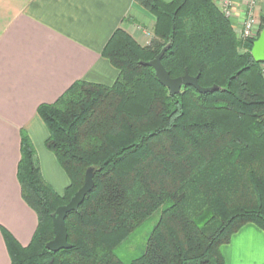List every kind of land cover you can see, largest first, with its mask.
I'll return each instance as SVG.
<instances>
[{
  "label": "trees",
  "instance_id": "trees-1",
  "mask_svg": "<svg viewBox=\"0 0 264 264\" xmlns=\"http://www.w3.org/2000/svg\"><path fill=\"white\" fill-rule=\"evenodd\" d=\"M154 18L141 47L122 30L102 56L118 71L112 86L75 82L37 115L44 147L69 180L62 194L43 179L29 137L20 133L16 179L37 227L25 247L1 228L10 264H224L220 248L242 226L264 232V77L213 0H135ZM170 78L188 73L202 88L176 96L143 66L166 46ZM243 49V50H242ZM92 190L65 218L70 248L46 250L52 215L82 187ZM159 211L143 252L122 262L115 250Z\"/></svg>",
  "mask_w": 264,
  "mask_h": 264
},
{
  "label": "crops",
  "instance_id": "crops-1",
  "mask_svg": "<svg viewBox=\"0 0 264 264\" xmlns=\"http://www.w3.org/2000/svg\"><path fill=\"white\" fill-rule=\"evenodd\" d=\"M233 2L241 16L245 3ZM256 7L264 14V0ZM153 25L135 0H0V230L20 246L29 244L37 227L16 179L21 131L43 179L62 194L66 175L44 147L48 132L38 107L54 103L78 81L112 86L118 71L102 51L114 32L122 30L144 47ZM220 253L224 264H264V232L246 224ZM0 264H10L1 231Z\"/></svg>",
  "mask_w": 264,
  "mask_h": 264
},
{
  "label": "water",
  "instance_id": "water-1",
  "mask_svg": "<svg viewBox=\"0 0 264 264\" xmlns=\"http://www.w3.org/2000/svg\"><path fill=\"white\" fill-rule=\"evenodd\" d=\"M169 48V45L162 48L153 60L149 62H142L141 64L154 71L158 83L165 87L171 96L178 95L184 87H192L197 93L202 95L218 91L216 86L208 88L200 87L198 84V78L191 77L188 73L174 79L170 78L168 72L161 64V58ZM250 54L255 63L264 65V28L259 34L257 40L252 43ZM92 187V170L88 169L85 172L82 187L74 194L66 205L58 207L52 215V230L54 237L51 241L46 243V250L55 253L60 250H67L70 248V245L67 243V231L64 223L65 218L68 214L78 210V207L82 204L85 196L92 190Z\"/></svg>",
  "mask_w": 264,
  "mask_h": 264
},
{
  "label": "rangeland",
  "instance_id": "rangeland-1",
  "mask_svg": "<svg viewBox=\"0 0 264 264\" xmlns=\"http://www.w3.org/2000/svg\"><path fill=\"white\" fill-rule=\"evenodd\" d=\"M213 1H214L216 6H217V4L222 2V0H216V2H215V0H213ZM246 1L247 0H239L240 4L238 6H243L244 3L246 4ZM233 5H234V2H233ZM256 8L258 9V7H256ZM241 9L242 8H240V11H241ZM237 10L238 9L235 8V5H234V9L231 10V14L229 15L230 18L229 17L227 18L226 16H225V18L230 21L231 26L233 27V29H234V31L236 33L237 39L242 44H244L245 42H247V41H249L251 39H254L256 37V35L258 34L259 17H260L261 14H260V10H256V13H255V24H257V26H255V28L257 29V32L253 33V35L250 38L246 39V38L242 37V17L240 16V14H238ZM241 15H242V13H241ZM147 38L149 39V43L154 39L153 29H152V32L149 34V36H147ZM67 180L68 179L66 177V184L68 186L69 185V180L68 181ZM158 217H159V211L155 212L150 219L145 221L139 228H137L135 230V232L129 237V239L126 240L125 243H123L121 246H119L115 250V255L122 262H125V263L129 262L130 260H132L134 258H137L143 252V250L145 248V245H146V242H147V239H148V236H149L153 226L157 222Z\"/></svg>",
  "mask_w": 264,
  "mask_h": 264
},
{
  "label": "built area",
  "instance_id": "built-area-1",
  "mask_svg": "<svg viewBox=\"0 0 264 264\" xmlns=\"http://www.w3.org/2000/svg\"><path fill=\"white\" fill-rule=\"evenodd\" d=\"M220 4V5H219ZM217 4L219 10L224 16L230 18L231 10L234 9L233 0H222L221 3ZM257 6V0H247L244 10L242 12V37L250 38L255 33V9ZM264 77V71L262 70Z\"/></svg>",
  "mask_w": 264,
  "mask_h": 264
}]
</instances>
